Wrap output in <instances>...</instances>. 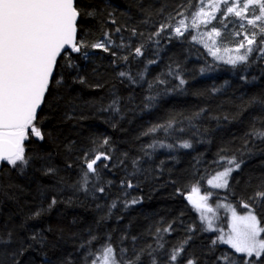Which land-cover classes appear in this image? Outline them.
<instances>
[{
	"label": "trees",
	"instance_id": "obj_1",
	"mask_svg": "<svg viewBox=\"0 0 264 264\" xmlns=\"http://www.w3.org/2000/svg\"><path fill=\"white\" fill-rule=\"evenodd\" d=\"M198 4L199 0H76L82 13L77 39L89 45L107 43L108 33L114 43L109 52L85 49L88 59L73 54L78 70L62 72V83L50 85L37 114L44 139L30 135L25 141L29 164L23 171L19 165L0 164V238L8 240L11 233L10 242L0 243V264H86V257L92 259L89 251L109 239L118 257L120 248L128 249L123 259L134 256L133 248L139 252L152 245L160 264H166L171 250L185 239L178 264L188 258L219 264L218 256L234 252L212 245L216 234L202 230L199 214L186 197L193 185L204 193L212 190L206 181L226 166L221 156L235 155L243 163L232 173L228 189L213 192L215 199L244 211L242 202L251 203L248 197L264 186V142L248 135L253 126L264 128V104L252 102L264 101V61L255 60L257 53L246 68L217 61L203 43L191 40L195 30L179 38L171 29L153 35L170 17L178 20V12L187 9L188 15ZM85 11L96 15L85 16ZM240 23L231 15L221 21L218 13L199 32L219 29L216 41L222 55L223 49H234L243 39ZM244 23L250 33L251 26ZM141 45L143 56H136L134 49ZM149 60L156 63L148 64ZM178 77L186 81L183 86H178ZM150 96L155 100L149 102ZM114 100L118 112L110 107ZM169 120L174 123L167 131L148 133ZM184 141L192 147H179ZM156 142L174 147H147ZM99 152L112 159L97 163L99 179L90 173L88 191H83L84 158ZM49 168L55 171L49 173ZM99 187L105 192H96ZM53 198L57 202L49 207ZM133 199L138 203L126 206ZM256 214L264 225V203L256 206ZM219 221L228 227L225 215ZM169 224L172 231H161L157 237V228ZM158 240L163 248H157ZM141 264H150L147 252Z\"/></svg>",
	"mask_w": 264,
	"mask_h": 264
},
{
	"label": "snow or ice",
	"instance_id": "obj_2",
	"mask_svg": "<svg viewBox=\"0 0 264 264\" xmlns=\"http://www.w3.org/2000/svg\"><path fill=\"white\" fill-rule=\"evenodd\" d=\"M185 11L176 14L180 17L178 20L176 17H170L169 22L161 24L153 35L158 37L161 33L171 29V35L179 38L183 37L186 32L195 30L197 34L191 35V40L203 43L209 54L216 60L223 61L233 67L243 65L246 68L250 63L255 62L251 58L253 53H257L255 60L264 61V0H199L195 11L188 15L185 14ZM218 13L221 21L229 15L239 18L240 27L243 30V39L234 49H223V55H221V48L217 46L216 41V38L221 36L219 29L212 27L210 31L199 32L201 26L207 27L216 20ZM81 14L76 0H0V162H7L12 167L19 165L21 171L29 164V158L25 155L24 141L28 138L29 131L33 137L44 139L45 134L40 127H37V111L45 102L50 85L62 83L64 79L62 72L78 70L79 66L73 59V54L79 53L84 59H88L89 53L85 49L89 47L103 49L104 52L110 51V45L114 41L108 33H105L107 43L101 41L89 45L86 41L77 39V20ZM83 14L94 16L96 12L85 11ZM172 20L176 22L172 23ZM244 22L251 26L250 33ZM120 30V28L115 29L116 32H120ZM132 34H137L135 29L132 30ZM241 34V32L234 33L236 36H241ZM205 36L212 40L211 44L205 42L203 39ZM151 38L150 36L149 39ZM124 46V44L120 45V47ZM142 49L143 45L136 47L135 55L143 56ZM112 55L115 56L116 53L113 52ZM121 59L126 61L128 57L124 56ZM59 60H63V63L58 64ZM153 63L156 61H148V64ZM201 71L203 72L204 69ZM119 75L130 77V74L126 72H120ZM140 75L142 78L143 74ZM178 79V86H183L186 83L182 77H178ZM79 80L81 83L84 82L83 77H79ZM132 82L136 81L133 79ZM159 82L165 83L163 80ZM147 99L152 102L155 97L150 96ZM252 102L264 104V101H257L256 98H253ZM110 107L114 111H119L115 100ZM195 115L199 116L200 113ZM173 123L174 121L169 120L167 125H155L148 130V133H154L160 129L167 131ZM248 135L264 142V128L253 126ZM103 143L108 144V139H104ZM247 143L246 140L245 144ZM147 147L152 149L157 147L172 148L174 145L156 142ZM179 147L191 148L192 144L189 141H184ZM248 150L251 151V149ZM111 159L112 157L105 152H99L91 159L87 156L84 158L86 170L82 174L81 190L88 191L90 173L95 174L96 179H99L97 163ZM220 161L226 166L211 179H208L206 184L213 189H228L232 173L241 168L243 161L237 160L235 155L221 156ZM133 163L135 164L136 161ZM102 166L108 167L107 164ZM47 171L52 173L55 170L49 168ZM127 187H133L131 181L127 182ZM95 191L104 193L105 188L99 187ZM212 197L211 190L201 194V189L197 184L191 187L186 198L199 214L198 220L201 222L202 230L218 233L211 241L212 245L223 244L229 246L230 250H234V252L230 251L218 256L219 264H264L262 261L264 258V225L256 215V206L259 203H264V186L248 197L251 203L242 202L244 215H239L235 206L230 204L213 206L209 203ZM56 202L53 198L49 207L55 205ZM128 203L136 204L138 200L133 199L126 202V206ZM111 207H116V203L113 202ZM219 208H227L231 211L232 219L227 232L217 226ZM35 215L39 216L40 213L37 212ZM193 227L190 226L188 231L191 232ZM161 231L171 232L172 225L169 224L162 230L157 228V237ZM8 236V240L0 238V243L10 242L11 233ZM32 238L35 239V237ZM126 238L122 237L121 239ZM95 239L97 238L93 236L92 240ZM131 239L135 242L136 237H131ZM88 243L91 244V240ZM187 243L188 239H185L174 247L168 255L166 264H178V261L183 258ZM163 247L164 245L158 240L157 248ZM127 252V248H120L118 257L116 248L109 239L95 252L89 251L88 255L92 259L88 261L86 257L85 261L86 264H141L142 255L147 252L150 264H160L157 257L153 255L156 248H153L152 245H148L147 248L141 249L139 252L133 248L134 256L123 259ZM185 264H198V261L195 258H188Z\"/></svg>",
	"mask_w": 264,
	"mask_h": 264
},
{
	"label": "rangeland",
	"instance_id": "obj_3",
	"mask_svg": "<svg viewBox=\"0 0 264 264\" xmlns=\"http://www.w3.org/2000/svg\"><path fill=\"white\" fill-rule=\"evenodd\" d=\"M204 32V31H203ZM202 31H201V33H203ZM205 38H207V40H210V44L212 43V40L211 39H209L207 36H205ZM224 54V53H223ZM222 54V55H223ZM234 54V53H233ZM218 61V60H217ZM210 188H211V186H210ZM212 190V192H214L215 190H224V189H213V188H211ZM201 194H204V192H202L201 191ZM209 203H211V204H213V206H216V205H218V204H230V205H233V206H235V208H236V211H237V213L239 214V215H244L245 214V211H240L239 210V207L238 206H236L234 203H232V202H226V201H222V200H218V199H215L214 198V196L212 197V199L209 201ZM223 215H225L226 216V221H227V228H224L223 226H222V224L220 223V219L222 218V216ZM257 215V214H256ZM218 216H219V220L217 221V226L218 227H220V228H223L224 230H225V232H227L228 230H229V228H230V224H231V219H232V217H231V211H230V209H227V208H219L218 209ZM258 216V215H257ZM263 225V224H262ZM211 233H215L216 235L218 234V233H216V232H211ZM216 235L215 236H213V239H215V237H216ZM223 245V244H222ZM224 246H227V245H224ZM227 247H229V246H227Z\"/></svg>",
	"mask_w": 264,
	"mask_h": 264
},
{
	"label": "flooded vegetation",
	"instance_id": "obj_4",
	"mask_svg": "<svg viewBox=\"0 0 264 264\" xmlns=\"http://www.w3.org/2000/svg\"><path fill=\"white\" fill-rule=\"evenodd\" d=\"M32 135L31 131H29L28 133V136ZM26 141V140H25ZM25 141H24V144H25ZM4 163V162H3Z\"/></svg>",
	"mask_w": 264,
	"mask_h": 264
},
{
	"label": "water",
	"instance_id": "obj_5",
	"mask_svg": "<svg viewBox=\"0 0 264 264\" xmlns=\"http://www.w3.org/2000/svg\"><path fill=\"white\" fill-rule=\"evenodd\" d=\"M79 19V18H78ZM77 22H78V20H77ZM41 108V107H40ZM40 111V109H38V111H37V114H38V112Z\"/></svg>",
	"mask_w": 264,
	"mask_h": 264
}]
</instances>
